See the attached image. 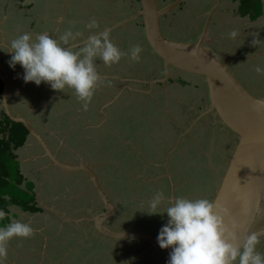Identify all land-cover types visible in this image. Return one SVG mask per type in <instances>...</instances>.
Instances as JSON below:
<instances>
[{"label":"flooded vegetation","instance_id":"flooded-vegetation-1","mask_svg":"<svg viewBox=\"0 0 264 264\" xmlns=\"http://www.w3.org/2000/svg\"><path fill=\"white\" fill-rule=\"evenodd\" d=\"M174 1L159 0L161 8ZM237 1L238 6H232ZM242 1L207 0L213 4L210 12L216 11L220 5L221 11L228 7L231 9L233 15L229 19L237 25L232 26L238 36L242 27L247 31L243 18L248 16L251 22L264 19V0H261L263 14L256 19H252L250 14H243ZM13 3L12 0H0V73L4 75H0V120L10 126L20 123L13 122L7 114L4 103V79H7L11 85L10 107L15 115L30 121L60 160L94 165L106 195H101L90 173L66 171L55 165L41 142L32 137L22 123L29 131L25 143L15 150L22 177L8 179L23 190L19 194L22 203L18 204L14 195H6L9 205L4 210L8 213L4 223L10 220L27 223L33 227L34 235L27 239L14 237L8 242L6 264H167L169 254L164 249L141 238L108 236L98 228L96 218L103 217L109 208L111 213L101 221L103 227L116 231L142 232L157 238L168 217L166 213H147L152 211L148 203L156 192L165 194V201L157 209L161 213L176 198H206L214 202L220 177L228 167L234 133L218 122L216 116L203 115L211 104L206 82L200 76L177 69H172L167 82L160 81L166 77V66L147 37L143 18L138 16V9L142 8L141 0H19V9L15 5L12 7ZM198 7L200 0H182L177 8L165 14L162 19L165 36L198 42L209 18L211 22L208 33L212 20L219 24L213 19V14L210 17L209 12L201 36L186 38L167 34L168 30L174 28V21L186 14L194 16L195 21L190 23L186 32L189 29L192 35L198 34L200 12L192 14V10ZM221 18L224 22L228 19L227 16ZM93 19L97 21L98 27L90 30L86 25ZM69 29L73 33H80L75 40L70 39L69 45H65L74 51L79 50L90 33L104 31L110 34L111 41L121 52L128 51V57L138 41L143 39L145 43L137 44L143 49L138 62L131 58L126 60L123 56L118 64L109 67L97 59L96 70L101 76V85L87 110L71 109L69 115L65 111L59 118L56 113L60 114L58 108L64 99H72L73 93V100H79L74 90L65 88L56 91L43 82L40 86L34 82H25L24 69L19 64L15 69L10 67L13 53L7 51L10 42L24 33L33 36L46 33L59 38ZM244 40L249 43L246 46L248 54H255L257 44L254 45L248 37ZM239 43L232 39L230 42L225 41L227 49L223 47L222 53L230 59L240 57L244 50L236 47ZM241 61L240 66L245 63ZM228 64L243 84L260 96L247 85L230 61ZM44 87L49 89L43 94L49 96L46 102L51 106L50 111L56 115L58 126H64L61 122L63 117L69 123L67 129L71 133L72 144L62 142L58 134L52 137L48 122L42 114L40 120L34 110L27 111L26 106L14 105L13 92L16 88L30 95L36 88L41 90ZM158 95L159 99L156 97ZM128 104L131 113L126 111ZM158 104L165 105L166 109H159ZM111 123L114 127L116 124V136ZM80 132L84 134L82 137L78 135ZM103 132L112 135L113 140L118 139L119 145L124 146L126 151L131 150L130 154L121 151L127 155L128 161L134 163L132 172L123 174L126 187L121 180L109 182L113 183L116 196L139 194L135 202L125 204L116 200L98 170L100 159L87 160L82 156L97 154V150L92 147L98 146L93 134L104 135ZM65 154H72L73 158ZM122 158L125 157L122 155L119 160ZM47 164L51 170L45 168ZM129 184L131 186H127ZM45 188L50 189L45 191ZM121 189L127 192L122 193ZM54 197L59 198L55 201ZM128 208L131 210L126 211ZM0 210L3 209L0 207ZM259 237L258 249L264 252V233Z\"/></svg>","mask_w":264,"mask_h":264},{"label":"clouds","instance_id":"clouds-1","mask_svg":"<svg viewBox=\"0 0 264 264\" xmlns=\"http://www.w3.org/2000/svg\"><path fill=\"white\" fill-rule=\"evenodd\" d=\"M86 27H98L96 20H91ZM80 33L71 29L59 37L48 34L33 36L24 33L10 42L9 51L13 53L9 61L15 69L19 64L24 69L25 82L43 83L53 90H74L87 110L97 89L101 85V76L97 72L96 61L111 67L118 64L126 54L111 41L107 31L89 34L79 48L74 51L69 41L75 40ZM236 38L237 31L229 33ZM258 39L252 41L254 45ZM143 49L136 45L131 49L130 58L140 60ZM255 71L264 74V68L257 66ZM165 201L163 192H156L149 201L152 211L149 215L167 214V223L161 227L157 242L161 249L171 248L167 264H264V252L259 251L260 237L253 232L247 235L243 244L238 243V225L233 221L231 227L225 223L230 215L227 208H222L206 198H176L170 202L163 213L157 209ZM8 219V213L0 210V264H6L8 242L15 238H31L34 229L27 223Z\"/></svg>","mask_w":264,"mask_h":264},{"label":"water","instance_id":"water-1","mask_svg":"<svg viewBox=\"0 0 264 264\" xmlns=\"http://www.w3.org/2000/svg\"><path fill=\"white\" fill-rule=\"evenodd\" d=\"M181 1L175 0L171 5L161 8L159 0H141L142 8L138 9V16L143 18L147 37L166 66V77L160 81L167 82L172 69L200 76L207 84L211 102L203 115L216 116L218 122L234 133L228 167L220 177L214 203L229 209L230 215L225 217V223L229 227L233 221L238 225V243L242 245L247 235L255 232L260 236L264 233V229L253 228L264 208V96H257L248 89L230 65L206 46L211 18L198 42L180 41L165 36L162 19L165 14L177 8ZM217 7L218 5L215 9ZM4 81V103L10 119L23 123L29 129L30 135L41 142L55 165L66 171L90 173L96 188L105 197V190L94 165L60 160L45 138L32 127L31 122L15 115L10 107L11 85L7 79ZM107 210L105 215L111 213L109 208ZM104 216L96 218V224L104 234L118 238H141L160 248L157 238L152 235L103 227L101 221ZM164 251L169 254L171 248Z\"/></svg>","mask_w":264,"mask_h":264},{"label":"rangeland","instance_id":"rangeland-1","mask_svg":"<svg viewBox=\"0 0 264 264\" xmlns=\"http://www.w3.org/2000/svg\"><path fill=\"white\" fill-rule=\"evenodd\" d=\"M14 3L12 4L15 5L16 9H19L21 6L17 4V1L19 0H12ZM230 2H228L227 5H229ZM238 6V1L235 3H232V6ZM197 5H195L196 7ZM221 6V5H220ZM220 6L218 7V9L216 11H213V19L217 20V22H219V24H217L216 22L214 23L212 20V25L210 28L209 33L207 34V41H206V46H208L210 48V50H212L215 54H217L219 57L222 56L223 59H225L226 61L229 60L231 62V66H233L235 69L239 70L241 77L244 79V81L247 83V85L254 89L255 92L260 95V96H264V74H258L255 69L257 66H260L262 68H264V19H257L253 22H251L247 18H243L242 22L244 23V25L247 27V31L245 29V27L241 28V33L239 36H237L236 38H232L230 37L229 33H231L232 31H234V28L232 25H235V22L233 23V20H231V18L229 19V16H232V12L231 9H229V7L224 10L221 11ZM213 4L207 2V0H200V7L193 9V13L192 14H198L197 12H200V32L198 34H194L192 35L190 30L188 29V32H186V28L190 25V23L194 21V16L192 15H184V16H179L175 21H174V28L172 30H168L167 34L172 36V37H186V38H190L192 36H194V38H197L199 35L201 36L202 32H203V27H204V22L207 18V16H209V12L212 9ZM199 10V11H198ZM211 13V12H210ZM194 14V15H195ZM211 16V15H210ZM222 16H227L228 19H226V21L224 22L223 19L221 18ZM264 18V17H263ZM196 20V18H195ZM222 21V22H221ZM198 22V19H197ZM239 22V21H238ZM245 37H248L250 41H253L255 39H258V43H257V47L255 48L256 52L255 54H248L247 48L246 46L249 45V43L244 40ZM234 40V42H240L238 46V48H240L241 50H244L240 53V57H233V59H230V57L228 55H225L224 53H222V48H226L225 46V41L226 42H230V40ZM144 40L141 39L140 41H138L137 44H144ZM260 46V47H259ZM235 52V51H234ZM125 56L124 58L127 60L129 55H128V51L125 50ZM239 56V53H238ZM222 59V60H223ZM244 60V64L242 66L241 63ZM228 61V63H229ZM36 91H32L30 93V95H28L26 93V91H22L20 88H16L13 92V102L14 105L19 107V106H26L27 111L30 110H34L35 114L39 117V119L41 120V114L43 115L45 121L48 122V129L50 131L51 136L54 134H58L61 139L62 142L72 144L73 143V139H71V133L69 131V129H67L68 127V122L65 119V117L61 118V122L64 124L63 127H59V123L57 122V117L54 113H52L50 111V105L47 104V100L49 99V96H46L44 93H47V91L49 90L48 88H41L40 89H35ZM41 96H38V94ZM74 94L72 93V99L66 98L64 99V103H62L61 105H59V113H56L58 115V117L60 118L63 114L62 112L66 111V115H69L68 112L73 109H79L80 111L83 110L84 108L82 107L83 102L81 101H74L73 98ZM157 99H159V95L156 96ZM54 97L52 96V99ZM51 100V99H50ZM156 106V105H154ZM159 109H166V106L163 104H158L157 105ZM127 108V112L131 113V107L128 104ZM26 111V112H27ZM42 112V113H41ZM55 112V111H54ZM74 116V115H73ZM32 117H34L32 115ZM212 119H214L213 116H211ZM38 119V118H37ZM112 125V129L114 131V134L116 136L117 134V130H116V124L115 127L114 125L111 123ZM66 126V127H65ZM57 129V130H56ZM59 132V133H58ZM104 135L100 134L98 136V134H93L94 138L96 139L97 145L98 146H92L93 149L96 151L97 150V154L93 153V155L90 157L89 155H85L82 154L83 157H86L87 160L91 159V158H95V160H99L98 164V170L101 171L102 176L104 177V179L107 181V187L108 190H110L113 194L114 197L116 198V200L120 201L121 203L125 202V204L129 203V202H135V200L137 199V197H140L139 194H134L133 196L130 195H126L124 194V196H119V195H115L114 191L115 187L113 185V183L109 182V181H116V180H121L122 182H124L125 187H126V181H125V177L123 176V174H125V172L130 173L133 170V166L134 163L130 162L127 160V155L124 154L123 152H121L122 150L124 151L126 148L124 146L119 145V140H113V138L111 137L112 135H108V133L103 132ZM79 136L82 137V135H84L83 133H78ZM58 136V137H59ZM53 137V136H52ZM85 138V136H84ZM86 141V139H85ZM84 141V142H85ZM119 141V142H118ZM87 143H89L87 141ZM90 145V144H88ZM128 151L126 152H131L130 149H127ZM19 152H21L19 150ZM67 155V157H70V159L73 158L72 154H65ZM122 155L125 158H122L119 160V157ZM101 157V158H99ZM45 168H48V170H51V167L47 164L45 166ZM25 172H27V169L25 168ZM217 172V171H216ZM9 179V178H6ZM10 182V181H9ZM24 182V181H23ZM11 183V182H10ZM15 186V185H14ZM127 186H131L130 184ZM124 188V187H123ZM50 188H45V191H48ZM122 193H126V190H122ZM48 193V192H47ZM137 193V192H136ZM59 197H54L53 199H55V201L58 200ZM52 199V200H53ZM125 199V201H124ZM16 201V198H15ZM16 202H18V204L22 203L21 200H17ZM6 203V202H4ZM1 204L3 205V202L1 201ZM125 206V205H124ZM131 210V208L126 209V211ZM143 217V216H142ZM138 219H140V216L138 217ZM142 225V224H141Z\"/></svg>","mask_w":264,"mask_h":264},{"label":"trees","instance_id":"trees-1","mask_svg":"<svg viewBox=\"0 0 264 264\" xmlns=\"http://www.w3.org/2000/svg\"><path fill=\"white\" fill-rule=\"evenodd\" d=\"M241 9L243 14H250L252 19H256L263 14V3L261 0H243ZM7 121L10 122V120ZM28 133V129L22 123H14L10 126L0 120V207L3 210L9 205L6 195H14L17 201L20 198L19 194L23 193L22 189L10 183L6 178L13 180L17 176L22 177L19 173V162L16 160L15 150L25 143Z\"/></svg>","mask_w":264,"mask_h":264},{"label":"bare ground","instance_id":"bare-ground-1","mask_svg":"<svg viewBox=\"0 0 264 264\" xmlns=\"http://www.w3.org/2000/svg\"><path fill=\"white\" fill-rule=\"evenodd\" d=\"M263 213H264V208H263ZM263 213L261 214L262 216L260 215L259 218H256V220L254 222L253 228L255 230L264 229V227H262V225H260V224L264 223V214Z\"/></svg>","mask_w":264,"mask_h":264}]
</instances>
